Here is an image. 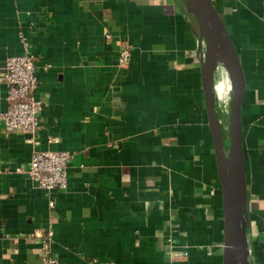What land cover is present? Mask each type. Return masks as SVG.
<instances>
[{
    "label": "crops",
    "instance_id": "crops-1",
    "mask_svg": "<svg viewBox=\"0 0 264 264\" xmlns=\"http://www.w3.org/2000/svg\"><path fill=\"white\" fill-rule=\"evenodd\" d=\"M211 1L244 75L246 239L264 264V0ZM197 32L183 0H0V74L23 36L43 103L37 145L0 121V264H223ZM35 150L72 152L64 190L17 171Z\"/></svg>",
    "mask_w": 264,
    "mask_h": 264
},
{
    "label": "water",
    "instance_id": "water-1",
    "mask_svg": "<svg viewBox=\"0 0 264 264\" xmlns=\"http://www.w3.org/2000/svg\"><path fill=\"white\" fill-rule=\"evenodd\" d=\"M183 1L187 13L191 14L196 21L198 42L203 45V50L200 49L201 75L209 128L212 133L219 171L224 213L223 264H232V251L239 245L242 246L244 239L247 241V216L241 225L237 215L242 200L246 211L240 114L245 80L236 50L212 1ZM216 55L224 61V70L230 84L227 149L224 145L222 127L214 105L215 65L213 59ZM249 264H251L250 259Z\"/></svg>",
    "mask_w": 264,
    "mask_h": 264
},
{
    "label": "built area",
    "instance_id": "built-area-1",
    "mask_svg": "<svg viewBox=\"0 0 264 264\" xmlns=\"http://www.w3.org/2000/svg\"><path fill=\"white\" fill-rule=\"evenodd\" d=\"M24 52L5 59L0 74V86L5 88L6 108L0 112V121L6 131H20L31 136L37 145L36 132L39 126V113L43 103L36 97L38 79L35 75V56L30 52L29 43L22 36ZM121 62L130 58L127 48L121 50ZM73 158L68 150H35L24 172L40 189L51 192L67 187L68 164ZM50 207L55 202L49 201ZM53 235L49 231L48 236Z\"/></svg>",
    "mask_w": 264,
    "mask_h": 264
},
{
    "label": "bare ground",
    "instance_id": "bare-ground-1",
    "mask_svg": "<svg viewBox=\"0 0 264 264\" xmlns=\"http://www.w3.org/2000/svg\"><path fill=\"white\" fill-rule=\"evenodd\" d=\"M213 64L215 65V69H218V79L216 82V86H215V92L217 94V100L221 103L222 105V110L225 109V104L227 102V97H223V93L226 92L227 90H230V84L227 78V75L225 73L224 70V61L223 59L216 55L213 59ZM226 95V94H225ZM228 95V94H227ZM243 202H240V206L238 207L237 210V215L239 217L240 223L241 225L244 223L245 219H246V213L243 210ZM245 240V239H244ZM243 240V241H244ZM244 243H242V246L239 245L235 250L232 251V264H249V247L247 245V241H246V246L243 247ZM244 253V255L242 257H240L241 253Z\"/></svg>",
    "mask_w": 264,
    "mask_h": 264
},
{
    "label": "rangeland",
    "instance_id": "rangeland-1",
    "mask_svg": "<svg viewBox=\"0 0 264 264\" xmlns=\"http://www.w3.org/2000/svg\"><path fill=\"white\" fill-rule=\"evenodd\" d=\"M218 72H219V70L218 69H215V80H214V83H215V86H216V82H217V79H218ZM226 94V95H225ZM228 93H226V92H224L223 93V97L225 98V97H227L226 99H227V117L225 118V119H221L220 120V118H219V121H220V124H221V127H222V122L224 121L225 123L227 122V118H228V112H229V99H228V95H227ZM214 105H215V110H216V113L217 112H219L220 110H221V108H222V105H221V103L217 100V94H216V92L214 93ZM225 127L227 128L228 127V123H227V125H225ZM225 134L228 136V133H227V131L225 132ZM243 210L245 211V209H244V205H243ZM246 246V241L244 240V245H243V247H245ZM244 255V253L242 252L241 254H240V257H242Z\"/></svg>",
    "mask_w": 264,
    "mask_h": 264
}]
</instances>
